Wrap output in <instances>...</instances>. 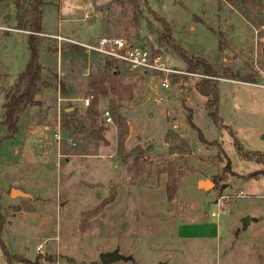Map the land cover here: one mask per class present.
I'll list each match as a JSON object with an SVG mask.
<instances>
[{
    "label": "rangeland",
    "instance_id": "rangeland-1",
    "mask_svg": "<svg viewBox=\"0 0 264 264\" xmlns=\"http://www.w3.org/2000/svg\"><path fill=\"white\" fill-rule=\"evenodd\" d=\"M85 1L91 8L87 11L98 12L102 18V37L132 41L152 55L160 56L168 67L186 68L172 48L175 46L187 58L208 63L220 77L235 79L233 75L239 72H255L250 33L252 27H264V0H143L137 9L126 0ZM47 3L52 8L43 9V24L55 30L59 22L64 34L71 26L65 22L70 13L66 14L65 8L57 14L58 0H47ZM77 11L82 16L86 12L81 8ZM18 13L15 0H0V120L4 96L28 60V33L14 29ZM89 18L94 20L92 14ZM191 27L193 32L189 30ZM235 32L237 46L231 44ZM42 44L53 46L56 42L49 40ZM262 46L264 41L257 47L256 63L264 71ZM41 56L40 62L48 70L43 71L42 79L52 82V74H57L61 59L52 54L49 62L45 50L41 51ZM91 57L90 70L82 63L64 61L62 64L61 79L79 99L89 97V77L98 75L103 62L96 55ZM113 68L118 72L121 85L134 88L143 80L140 71L139 78L135 79V74L127 69ZM198 71L197 74L201 69ZM181 77L188 78L186 84L191 86L189 77ZM136 95L134 109L116 111L117 117L129 118L131 137L126 139L122 154H117L116 148L115 155L113 151L112 157L106 155L109 158L93 156L94 147L102 144L71 137L61 126L57 145L54 136L57 133V92L42 89L35 97L39 105L28 107L21 115L22 135L0 147V167L6 173H0L3 223L0 242L11 256V264H101L99 256L113 251L130 260L111 264H264V197H258L264 196V182L248 179L253 172L239 176L233 173L231 166L225 167L224 154L229 157L235 153L229 131L214 125L202 111H197L195 123L203 138L215 141L212 146L203 145L192 128L179 126L186 121L185 106L170 104L168 110L162 108L155 112L148 106L152 102L145 104L143 89ZM47 104L53 107L50 122L55 123L48 129L52 136L41 135L42 143L37 141L38 137L26 138L24 131L47 124ZM60 106L61 114L67 105ZM148 112L153 120L149 119ZM82 113L77 111L84 119ZM84 123L88 124L86 118ZM5 135L6 130L0 127V139ZM240 137L245 138L242 134ZM68 140L76 145L71 146ZM179 140L188 146L189 154L172 151L171 147H180ZM197 148L201 149L200 155H196ZM53 149L57 153L67 150L87 156L58 158L56 167L53 158L49 166L46 153ZM205 150L208 155L204 154ZM29 154L42 159L31 172L19 169L21 158ZM252 158L251 162L264 172V155ZM198 160L217 165L215 175L212 176V172L196 175L201 172ZM69 162L73 165H68ZM83 163H87L85 170ZM70 167L74 169L71 171ZM17 170L25 184L15 175ZM162 170L172 173L170 184L175 182L176 186L173 199L166 195L168 178ZM200 177H207L210 183L207 195L195 189L196 178ZM244 182H247L245 187L240 189ZM200 183L203 181L199 182V189ZM12 191L15 193L11 195ZM197 202L199 205L195 206ZM213 213H217L218 218L212 217ZM247 217L249 222L251 217H256V222L243 229V219ZM185 224L190 229L184 230L183 237L180 228ZM193 229L203 236H190ZM236 230L240 231L236 233ZM0 264H7L1 250Z\"/></svg>",
    "mask_w": 264,
    "mask_h": 264
},
{
    "label": "crops",
    "instance_id": "crops-1",
    "mask_svg": "<svg viewBox=\"0 0 264 264\" xmlns=\"http://www.w3.org/2000/svg\"><path fill=\"white\" fill-rule=\"evenodd\" d=\"M101 1L100 3H103L104 0H99ZM47 4V5H46ZM47 6V7H46ZM88 3H86L85 0H62L60 7H56V12L57 14H61L62 10L66 8V14L70 15L68 16L69 19H66L65 22L68 23L69 25V29L68 31L64 32L63 34V30L61 29V25L58 22L57 27L55 30H51L48 27H46L43 24V9H51L52 7L48 6L47 0H45V6L42 8V14H41V34L40 37H42V41L43 42H47L48 40H54L56 42V37L59 36L62 39H65L66 41H62V42H67L68 44H75L78 46H81L83 48L85 47H93L96 46V44L98 43V41L104 37H102L101 35V17L98 16V12L95 13V11L91 10V11H87L88 7ZM86 11L85 14L82 16L81 13H78V9ZM54 9V7H53ZM91 9V8H89ZM72 12V13H71ZM92 14L93 17V21L91 20V18H89ZM85 15H87L85 18ZM248 28V27H247ZM193 27H191L189 30L191 32H193ZM236 31V30H235ZM238 34L235 32V34L233 35L234 37L231 38V44L233 43V46H237L238 45ZM251 35V33H250ZM240 36V35H239ZM192 41V40H190ZM57 45V43H56ZM61 45V43H60ZM250 46L253 47V40L252 43L250 41ZM86 49V48H85ZM264 49V46H262V50ZM86 51L88 52V55H90V51H88L86 49ZM92 55H96L98 57H100L103 62L102 65L100 66V72L99 74H103V72L108 71V69L112 70V74L115 75L117 82H118V72L117 70H115L113 68V66H119V65H115L111 62L112 66L109 67L108 69H103L104 63L105 62H110L107 59H105L104 57L100 56L97 53H94ZM47 60L50 62V60H52V54L51 53H47ZM59 57V55H58ZM93 57V56H92ZM92 57L91 60H89L88 58V63L86 66V70H90V64L92 61ZM42 58V56L40 55V59ZM41 61V60H40ZM42 63V62H41ZM181 61H180V67L181 66ZM43 65V64H42ZM58 65H60V60H58ZM165 65V64H164ZM45 67V65H43ZM166 66V65H165ZM121 68L127 69L123 66H120ZM167 68H171V69H175L173 67H168ZM179 68V66H177ZM59 68V66L57 67ZM63 69V68H62ZM131 74H135L134 78L138 79L139 75H137V73L139 71H132L127 69ZM178 70V69H175ZM48 72V70H46L45 67V72ZM63 71V70H62ZM178 71H186V68H182L181 70ZM46 72V73H47ZM187 72V71H186ZM254 72V71H253ZM192 74H197V73H192ZM253 74V73H252ZM63 75H64V71H63ZM88 75V74H86ZM137 75V76H136ZM246 75V73L244 72L243 74H240L239 72V76L236 79H230V78H226V77H217L214 78V81L216 83V87H217V115L219 117V121L221 126H223V128H226L227 131H229V133L231 132L233 134V136L235 137V139L239 142V144L242 146V148L245 150V148H247L245 151L247 152H251V153H255L258 152L260 154H264V88L262 87V85L264 84L262 82V80L258 77L257 73L254 72L253 76L255 77L254 82L249 83V82H244V81H240V78H244V76ZM142 78L143 80L141 82H137V86L134 88H129L128 86H124L121 85L118 82L119 87H116V89L114 91L111 90H107V93L104 96H100L98 98L97 101V112H98V125L103 127V133L102 136L105 140V142H95L92 141L96 144L100 143L103 146H95L94 147V155L96 157H105V158H109L106 157V155H110L111 156V152L113 155H115V151L117 148V142H118V133H117V129L115 128L114 123H112V125L110 124H106L104 122V119L102 117L104 112H108L109 113V105L110 103H114L116 105V111L118 109H127V111H130L131 109H134L135 105V98H136V92L138 90H142L143 89V94L146 96V103H150L152 102L151 105H148L150 107H152L151 109H154L155 112L161 111L162 108H167L170 104H173L175 106H180L181 108L183 106L186 107V121L184 124H179V126L183 127L185 129L186 128H191V126H194L196 128H198L196 126L195 123V116L197 111H202L203 115H207V111L205 110V104L211 100L210 97H203L201 95L198 94V92L196 91V84L199 82L198 79H192L190 78V82H192L191 84V88H190V94H189V99L186 102H182V103H177L175 101H173L170 98V93L173 92L174 90H176V88L178 86H180L181 84L185 85L187 83L186 80H188V78H184L179 76H172L171 77V92L169 93L167 90H163L160 87V83L159 80H157L156 78H154L151 75H144L142 73ZM211 78V77H210ZM232 78H235L234 75ZM172 80H174L172 82ZM46 81V80H45ZM48 81V80H47ZM220 84H223L220 86ZM188 85V84H186ZM193 86V87H192ZM88 97V96H87ZM85 99H89V101H91V96H89L88 98H84V99H79L76 96H72V97H68V98H62V102L60 103V105H67L64 108V112L68 113V112H72V111H77L81 110L84 111L87 109V107H84L83 105V100ZM188 104V105H187ZM70 105L69 108H67ZM47 124H41V125H37L36 127H34L33 129H31L29 132L24 131L25 132V137L26 138H36L38 137V142L42 143L43 140L39 137H41V135L43 134H48V138H50L49 136H52V133H50L48 131V129L50 128V125H52V123L55 122H50L51 119V112L53 111V107L49 104H47ZM67 108V109H66ZM82 113V114H83ZM110 115V114H109ZM111 117V115H110ZM148 117L149 119H152V115L148 112ZM188 117H190V123L188 122ZM126 125L128 127V136L127 138H130L131 135V125H130V121L128 117H124ZM112 119V117H111ZM254 122V125H251V122ZM113 122V120H112ZM21 123H22V118L19 120V128H18V132L10 139H4L0 145V147L2 145H4L6 142H9L11 140H13L15 137L22 135L21 132ZM216 127V126H215ZM199 129V128H198ZM193 130V129H192ZM53 132V131H51ZM150 133V132H149ZM186 133V130L183 131V134ZM240 134L244 135L245 138L242 139L240 137ZM237 136V137H236ZM77 137L82 138L81 135H78ZM47 138V139H48ZM126 138V139H127ZM240 141H239V140ZM126 141V140H125ZM209 142H215V141H209ZM48 144H52V142L47 141ZM76 145V144H75ZM221 145V144H220ZM70 146H68L69 148ZM71 148V147H70ZM115 148V149H113ZM72 150V149H71ZM201 152L200 148H197V154L196 155H200L199 153ZM14 153H17V151H14ZM109 153V154H108ZM193 153V154H192ZM191 156L189 159L192 160V157H194V152L192 151ZM46 154H49V156H47V159H50V165H52L53 162V158H54V165L56 167L55 164V160L58 158H63L65 160H69V159H75V158H83L86 157L87 155L82 154V153H77L74 152L72 153V151H64L63 153L59 152L57 153L56 150H51L50 152H47ZM205 155H208L207 150H205L204 152ZM31 154H29L28 156H25L23 158H21V165L19 169H23L26 168V171H32L34 170V168L37 166V164H41L42 159L40 158H36V156L33 155V157L30 156ZM230 160V166L232 168L233 173L239 175V176H244L248 173L251 172H256L259 171V169L257 168V164L253 163L251 161H246V160H242L240 159L236 152L229 155V157H227ZM60 161V160H59ZM68 162V161H67ZM12 163H9L8 165H11ZM68 165L72 166L73 163H67ZM86 164L87 163H83L81 164L82 167L84 168V170L86 169ZM198 168L201 170V172H198L196 175L200 176V174H204L206 172H212V176L215 175V172L218 170V166L215 164H213L212 162H204V161H199L198 160ZM48 166V167H49ZM60 166V164L58 165ZM57 166V168H58ZM2 168L0 167V173ZM71 171L74 168H71ZM20 170H17L15 172V175L18 176L17 172ZM71 173V172H70ZM1 174H6L4 171H2ZM197 176V177H198ZM18 180L25 184L24 181L21 180V178H19V176L17 177ZM207 177H200V179L196 178V182H195V189L200 192L203 193V195H207L206 190H202L198 188L199 182L203 181L206 182ZM209 180V179H208ZM255 182L258 181H263L264 182V178L262 179H256L253 180ZM247 182H244V185H240V189L244 188ZM21 192V191H20ZM241 192V191H240ZM242 197H244L242 195ZM248 197V196H245ZM258 197H264V196H258ZM201 202V201H200ZM187 204H190L189 202H187ZM194 204V203H192ZM199 202L195 203V206H198ZM253 219H255L256 217H251ZM250 221L249 225L251 224ZM186 228L190 229V226L188 224L183 225V227L180 228V235H182L184 237V230ZM248 228V227H247ZM201 232V231H199ZM196 235H195V234ZM203 236V233H198L197 229H193V231H191V235L190 236Z\"/></svg>",
    "mask_w": 264,
    "mask_h": 264
},
{
    "label": "trees",
    "instance_id": "trees-1",
    "mask_svg": "<svg viewBox=\"0 0 264 264\" xmlns=\"http://www.w3.org/2000/svg\"><path fill=\"white\" fill-rule=\"evenodd\" d=\"M140 1L143 0H126V2L133 8L137 9ZM45 6V0H15V7L19 12L16 16L15 30L27 32L26 45L28 51V60L24 66L23 71L18 74L12 88L5 94L4 103L2 104V117L0 120V127L6 130V134L0 139V145L4 139L12 138L19 128V120L21 115L30 106H38L39 101L35 100V97L39 95L44 90H52L54 93L57 92L60 99L68 98L74 96L73 90L68 87L67 84L62 81L61 77L58 80L57 74H52L53 81L45 82L42 79V73L45 70L44 66L40 62L41 51L45 50L47 53L53 55H59L61 59V64L58 65L60 69L61 76H63L62 64L67 61L69 64L82 63V66H87L88 58L91 60V55L93 52H88L85 48L75 45V44H61L59 49L57 45L44 46L41 34V14L42 8ZM49 41V40H48ZM178 58L186 64V71L188 73H196L201 69L199 74L205 77L217 78L220 77L217 72H215L212 67L198 59L187 58L184 52L178 50L175 46H172ZM111 62H105L103 69H108L111 67ZM112 70L104 71L103 74L94 75L89 77L88 89L89 92L87 96H91V101L87 109L84 111V119L79 117L76 111L64 112L62 110L60 114V126L63 130L67 131L71 137H76L81 135L83 138L95 142H105L102 133L104 128L98 126V112H97V101L100 96H104L107 90L114 91L116 87H119L117 79ZM254 72L246 73L244 78H240V81L252 83L255 80L253 76ZM235 79L240 77L236 74ZM227 78V77H226ZM211 79H200L196 84V91L199 95L203 97H210L211 100L205 104V110L207 111L208 117L211 119L214 125L220 127L219 117L217 115V87L216 83L212 82ZM70 105L67 107L69 108ZM66 108V109H67ZM109 114L112 117L114 125L118 129V142H117V154H122L124 150V143L128 136V127L124 118L116 116V105L110 103ZM85 118L88 124L84 123ZM188 122L190 123V117H188ZM191 128L196 132L198 141L206 146H212L214 142H208L202 136L201 131L191 126ZM230 137L233 141V146L237 156L246 161H252V156L264 155L258 152L251 153L245 151L239 142L235 139L233 134L230 132ZM180 147H171L172 151H176L181 155L189 154L188 146L183 140H179ZM227 169L230 168V160L224 154ZM135 160V159H134ZM161 173L167 175V183L165 187L166 195L169 199H173L176 192L175 182L170 184V179L172 173L169 170H162ZM248 179H257L258 177L264 178L263 171H256L247 176ZM251 221L256 222V219H251ZM2 221L0 217V231L2 229ZM0 250L3 252L5 261L7 264H11V256L7 253L5 246L0 242Z\"/></svg>",
    "mask_w": 264,
    "mask_h": 264
},
{
    "label": "built area",
    "instance_id": "built-area-1",
    "mask_svg": "<svg viewBox=\"0 0 264 264\" xmlns=\"http://www.w3.org/2000/svg\"><path fill=\"white\" fill-rule=\"evenodd\" d=\"M59 1V7L61 5L62 0ZM87 18V17H85ZM251 34H252V40H253V58H254V70L257 73L258 77L262 80L264 83V71L259 69L257 67V52H258V45H260L264 41V27H252L251 28ZM62 41H66L65 39L60 38L59 36L56 37V43L57 48L59 49L60 43ZM88 51L94 52L99 54L100 56L104 57L108 61L112 62L115 65L123 66L129 70L132 71H140L143 74L151 75L157 80H159L160 87L163 90H167L169 93L171 92V77L172 76H186L189 78H195V79H211L214 80V78L205 77L203 75L199 74H192L188 72L178 71L175 69L167 68L164 63L161 61L160 56L152 55V53L145 49L144 47H141L137 45L136 43L120 39V38H102L98 41L96 46L93 47H85ZM261 53V49L259 51ZM61 77L60 69L57 68V79L59 80ZM264 88V84L262 85ZM190 86L181 84L170 93V98L177 102L182 103L186 102L189 99L190 94ZM62 100L60 99L59 95L57 94V104H56V110H57V133H55V139L57 141V145L59 146L60 141V134H59V127H60V110L61 106L60 103ZM89 99L83 100L84 107H88L89 105ZM104 122L106 124L112 125V119L109 115V113L106 111L102 115ZM68 143L71 146H75L74 143H70L68 140ZM263 198V197H260ZM212 217L218 218L217 213L211 214ZM41 248L39 247V250Z\"/></svg>",
    "mask_w": 264,
    "mask_h": 264
},
{
    "label": "water",
    "instance_id": "water-1",
    "mask_svg": "<svg viewBox=\"0 0 264 264\" xmlns=\"http://www.w3.org/2000/svg\"><path fill=\"white\" fill-rule=\"evenodd\" d=\"M262 52L264 53V49H263ZM202 184H203L201 186L202 190H207V188L210 187V183L207 182V181L203 182ZM14 193H15V191H12L11 195L14 194ZM248 225H249V218L247 217V218L243 219L242 228L246 229ZM239 231L240 230H236V233H238ZM98 259H99V262L101 264H111V263H115V262H120V261L125 262V261H129L130 260V258H125L124 256L120 255L118 253V251H113L111 253L101 254Z\"/></svg>",
    "mask_w": 264,
    "mask_h": 264
},
{
    "label": "bare ground",
    "instance_id": "bare-ground-1",
    "mask_svg": "<svg viewBox=\"0 0 264 264\" xmlns=\"http://www.w3.org/2000/svg\"><path fill=\"white\" fill-rule=\"evenodd\" d=\"M203 184L202 183H200V186H202Z\"/></svg>",
    "mask_w": 264,
    "mask_h": 264
}]
</instances>
